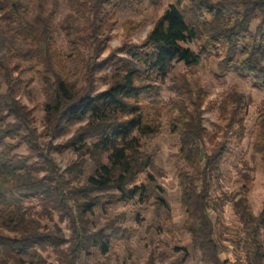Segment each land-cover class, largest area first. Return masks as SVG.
Masks as SVG:
<instances>
[{
	"label": "trees",
	"instance_id": "obj_1",
	"mask_svg": "<svg viewBox=\"0 0 264 264\" xmlns=\"http://www.w3.org/2000/svg\"><path fill=\"white\" fill-rule=\"evenodd\" d=\"M22 1L0 0V35L1 23L6 31L15 25L11 30L26 48L13 68L0 58L6 87L0 92V264H53L45 257L50 255L55 264H79L94 251L109 253L111 237L130 239L129 230L116 226L123 215L95 231L86 215L101 199L142 205L151 198L146 183L164 172L141 142L159 133L163 112L173 117L169 132L185 164L177 174L182 231L200 264H228L220 259L222 237L216 238L208 214L211 192L222 177L229 145L239 146L247 134L251 138L250 161L241 162L239 188L229 199L245 263L264 264V209L254 214L247 198L250 176L260 168L264 177V100L248 132L245 116L252 101L229 89L218 105L219 121L209 130L203 125L208 91L188 78L196 75L201 57L216 58L221 73L246 74L254 88H264V0H187L185 5L177 0L142 42L125 41L106 57L101 55L109 23L121 6L139 0H74L76 17L69 13L60 24L65 53L57 49L51 15L21 20ZM185 42H195L198 51ZM20 60L39 67L43 133L71 135L65 146L76 160L62 173L50 155L53 148L38 144L31 110L19 99L24 82L13 71L21 73ZM178 63L186 71L170 77ZM97 80L103 91H97ZM166 83L174 94L167 102L161 95ZM20 144L27 145L26 155L16 152ZM141 174L146 183L137 184ZM65 221L68 236L60 228ZM166 259L159 254L156 261ZM147 264H155V258Z\"/></svg>",
	"mask_w": 264,
	"mask_h": 264
},
{
	"label": "rangeland",
	"instance_id": "obj_2",
	"mask_svg": "<svg viewBox=\"0 0 264 264\" xmlns=\"http://www.w3.org/2000/svg\"><path fill=\"white\" fill-rule=\"evenodd\" d=\"M187 0H181L180 5H185ZM74 0H23L21 10V20H31L37 15H51L52 22L56 28L57 49L66 52L68 43L60 24L65 22L69 13L76 17L72 8ZM176 5L177 0H139L138 4L128 3L121 6L111 20L110 30L107 33L106 50L101 57H106L114 52L123 42L130 41L138 44L143 41L154 22L170 6ZM68 22L73 24L72 19ZM129 23L137 24L138 27L131 29ZM127 26V27H126ZM133 26V25H132ZM15 25L11 27L14 29ZM1 45L0 58L13 68L19 61L18 55H22L26 48L21 41L14 36V30L5 29V23H1ZM184 47L192 51H198L195 42H185ZM85 49V48H82ZM216 58L201 57L196 67V75L188 76L189 80H198L208 91V103L204 105L203 125L212 130V125L218 123V105L222 95L231 88L244 93L251 99V105L245 116L247 131L250 132L256 121V108L264 100V88H254L251 80L246 74L235 75L221 73L217 68ZM21 73L13 71L14 78H20L24 85L19 92V99L31 110L33 117V128L37 134L38 144L42 148L49 146L53 148L50 155L53 157L59 171L64 172L71 162L76 160V155L65 146V142L70 138L66 136L46 135L43 133V96L41 93L42 80L40 79L34 62H23ZM185 68L181 63L175 65L170 77L183 73ZM102 73H97V77ZM97 91H103L105 85L101 80H97ZM0 92L6 90L3 77L0 75ZM167 83L163 86L161 95L164 101H168L173 93L166 89ZM173 117L163 112L160 118L161 128L155 137L142 140L143 150L151 154L156 165L164 172L161 178L148 184L145 181L146 174H141L136 183H146L149 186L150 199L147 203L138 205L134 203L125 204L123 202L109 201L101 199L93 207L91 213L86 215L89 220L88 227L95 231L105 225V223L119 215H123V221L116 224L121 228L129 230L130 239L121 236L111 237V249L105 256L98 252H93L88 256H81L79 264H147L150 257L165 254L167 263H180L186 258L185 264H200L199 253L195 250L182 231L184 219L183 209L180 207L179 187L177 184L178 171L185 167L179 159L177 142L169 132V121ZM251 138L247 134L239 146L229 145L230 155L222 165V177L213 183L211 192L212 206L208 214L214 224L216 238L222 237L219 242L220 259L228 264H246L242 251V233L237 224L235 213L230 203V195L239 188V171L243 160L250 161ZM26 144H20L16 152L22 155L28 153ZM86 175L91 171V163H87ZM248 184V202L254 214H259L264 209V177L260 168L251 176ZM57 221V219H56ZM68 222L61 223L60 228L68 236ZM236 233H240L239 238ZM153 254V255H152ZM47 261L55 264L53 255L45 256Z\"/></svg>",
	"mask_w": 264,
	"mask_h": 264
}]
</instances>
